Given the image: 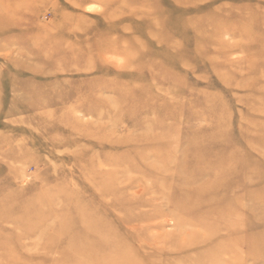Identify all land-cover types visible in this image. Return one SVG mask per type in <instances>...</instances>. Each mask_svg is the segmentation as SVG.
I'll list each match as a JSON object with an SVG mask.
<instances>
[{"label":"rangeland","instance_id":"rangeland-1","mask_svg":"<svg viewBox=\"0 0 264 264\" xmlns=\"http://www.w3.org/2000/svg\"><path fill=\"white\" fill-rule=\"evenodd\" d=\"M0 264H264V0H0Z\"/></svg>","mask_w":264,"mask_h":264}]
</instances>
